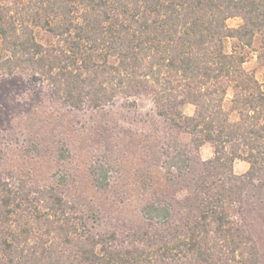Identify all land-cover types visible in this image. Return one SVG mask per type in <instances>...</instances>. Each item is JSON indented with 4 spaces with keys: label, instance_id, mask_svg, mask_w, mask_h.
<instances>
[{
    "label": "trees",
    "instance_id": "1",
    "mask_svg": "<svg viewBox=\"0 0 264 264\" xmlns=\"http://www.w3.org/2000/svg\"><path fill=\"white\" fill-rule=\"evenodd\" d=\"M234 16L242 23L230 27ZM257 37L264 71V0H0L3 79L36 77L39 91L74 109L149 96L193 147L177 143L155 161L172 199L147 201L145 224L122 236L91 231L55 186L4 167L0 143V264H261L248 217L264 214V87L226 49L227 38L252 46ZM205 144L213 156L203 160ZM238 159L249 163L243 173ZM107 173L96 166L98 186Z\"/></svg>",
    "mask_w": 264,
    "mask_h": 264
},
{
    "label": "rangeland",
    "instance_id": "2",
    "mask_svg": "<svg viewBox=\"0 0 264 264\" xmlns=\"http://www.w3.org/2000/svg\"><path fill=\"white\" fill-rule=\"evenodd\" d=\"M3 1V0H1ZM6 1V0H5ZM239 16L227 24L237 27ZM39 31L44 41L45 32ZM259 37L252 46L227 38L228 52L246 57L244 66L254 73L264 87V71L257 59ZM39 80L15 74L0 75V143L4 147L2 165L13 169L38 186L53 185L77 205L83 221L93 232L117 231L122 236L146 222L142 207L150 199H172L165 178L163 154L175 144L192 151L190 136L176 128L156 111L146 95L120 97L103 108L74 109L42 93ZM231 94L225 100L230 105ZM185 114L194 112L193 104L182 107ZM233 114L232 118H236ZM62 152L64 156H62ZM203 160L213 156L209 144L199 149ZM158 156V158L156 157ZM108 167V182L100 187L94 181V169ZM237 173L249 168L238 159ZM183 192H178L181 196ZM259 233L264 264V214L249 215Z\"/></svg>",
    "mask_w": 264,
    "mask_h": 264
}]
</instances>
